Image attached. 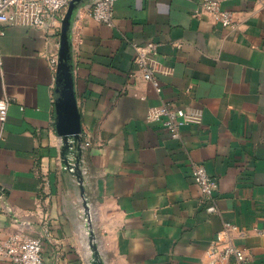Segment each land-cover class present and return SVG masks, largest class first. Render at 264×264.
Instances as JSON below:
<instances>
[{"label":"crops","instance_id":"obj_1","mask_svg":"<svg viewBox=\"0 0 264 264\" xmlns=\"http://www.w3.org/2000/svg\"><path fill=\"white\" fill-rule=\"evenodd\" d=\"M220 3L236 27L201 0H114L111 25L80 9L72 56L82 134L66 148L51 63L66 10L46 28L2 26L0 239L40 238L43 264H92L88 208L104 264H212L207 250L229 221L247 264H264V0ZM148 40L159 90L134 63L133 43ZM161 105L199 121L169 130L149 118ZM193 162L217 183L218 214L206 210Z\"/></svg>","mask_w":264,"mask_h":264},{"label":"built area","instance_id":"obj_2","mask_svg":"<svg viewBox=\"0 0 264 264\" xmlns=\"http://www.w3.org/2000/svg\"><path fill=\"white\" fill-rule=\"evenodd\" d=\"M70 0H0V35L3 34L2 26L5 23L46 28L55 25L56 21L62 18L63 11L66 10ZM114 0H91L82 5L72 23V38L77 33L74 27L80 9L94 20L112 24ZM201 7L208 12L216 22L225 27H236L238 21L231 10L221 6L220 0H201ZM61 15V17H59ZM59 17V18H58ZM57 18V19H56ZM77 28V27H76ZM76 31V32H75ZM135 49L134 63L141 71L145 80L159 90V81L156 72L159 69L157 44L153 40L144 43H133ZM52 66L56 68L57 57L51 59ZM1 65V61H0ZM9 100L0 98V121H4L7 116ZM163 117V125L172 131L177 132L183 125L191 121H199L198 117L187 113L183 108L171 109L166 105L154 107L150 113V119ZM82 134V133H81ZM82 146V145H81ZM73 169V168H72ZM193 180L199 188L201 195L206 200V210L209 213H219L215 204L214 191L217 183L207 173L203 164L192 163ZM84 223L91 233L90 243L95 244L100 252V243L97 240L94 227L96 216L91 209L83 211ZM238 229L236 223L224 221L221 229L217 232L214 240L209 245L207 255L212 264H224L229 259H234L237 264H247L248 257L243 248L238 247L232 241L231 233ZM224 242L223 246H219ZM41 239L37 237L18 238L15 236L0 239V257L7 258L14 264H43L41 254ZM101 254V253H100Z\"/></svg>","mask_w":264,"mask_h":264},{"label":"water","instance_id":"obj_3","mask_svg":"<svg viewBox=\"0 0 264 264\" xmlns=\"http://www.w3.org/2000/svg\"><path fill=\"white\" fill-rule=\"evenodd\" d=\"M91 0H70L61 19L59 48L55 77V127L61 136L64 148L69 140L78 143L82 133L81 115L76 101L72 56V23L78 9ZM94 259L92 264H104L95 244H92Z\"/></svg>","mask_w":264,"mask_h":264}]
</instances>
